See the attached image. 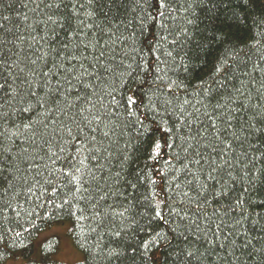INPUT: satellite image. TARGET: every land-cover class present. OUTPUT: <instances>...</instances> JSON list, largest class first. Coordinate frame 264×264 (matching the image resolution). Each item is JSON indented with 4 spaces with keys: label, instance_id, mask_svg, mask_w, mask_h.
<instances>
[{
    "label": "trees",
    "instance_id": "trees-1",
    "mask_svg": "<svg viewBox=\"0 0 264 264\" xmlns=\"http://www.w3.org/2000/svg\"><path fill=\"white\" fill-rule=\"evenodd\" d=\"M74 2L84 7L74 12ZM190 2L167 0L168 7L160 8L158 0H147L146 4L144 0H121L118 12L107 13V9L101 12L97 8L95 17H89L87 13L92 9L87 0H65L66 7L59 15L65 17L66 22L59 39L81 26V20L83 25L92 24L89 39L93 43L98 41V47L91 54L103 51L104 62L115 69L98 86V92L114 91V100L119 101L117 106L111 97L104 96V104L110 106L101 128L111 131L112 135L104 138L102 132L97 133L98 144L107 152L80 155L69 143L64 152L57 153V158L52 153L57 151L55 144L59 137L53 140L52 152L46 147L33 146L32 132L18 127L22 120L28 122L27 114L13 117L15 126L9 122L2 141L12 149L13 167L0 177V236L4 238L0 241V264H5L14 253L22 255L24 264H52L53 260L56 264H68L54 258L60 248V238L56 235L44 240L46 245H51L54 256L47 262L40 257L32 258L39 234L64 223L70 224L68 236L78 251V243H84L93 253H99L90 264H133L131 260H109L106 252L116 246V240L124 246L149 239V220L157 231L168 232L169 228L176 227L174 223L166 226L153 218L156 208L169 219L170 209L178 206L179 201L175 183L183 181V176L175 182L172 179L182 165L174 158L179 149L163 147L162 120L168 121L164 127L176 122L177 104L193 99L195 85L211 75L220 57L229 63L239 60L236 86L240 87L241 81L251 80L245 91L250 89L254 104L258 95H264V0H202L189 8ZM36 4H39L37 11H30ZM0 7L4 9L3 14L11 18L7 25L12 29L6 37L7 46L13 53L19 52L21 58L30 55L28 44L35 33L29 24L46 19V15L52 13L40 0L35 3L0 0ZM24 15L29 17L27 22L23 20ZM189 20H194L195 24H188ZM129 71L134 73L131 80L127 77ZM169 80L181 82L188 88L186 92L175 90L178 100L166 86ZM125 81L127 87L123 86ZM129 95L137 99L138 115L147 116L145 125L152 131L151 136L146 132L138 133L133 119L127 117L123 98ZM151 107L158 111H152ZM153 140L160 141L161 149L159 156L149 159V145ZM253 143L257 147L256 155L264 151V138ZM89 155L95 158H84ZM180 156L182 158L183 153ZM261 166L262 162L258 161L257 167ZM77 167L81 168L80 173H74L82 176L79 183L65 174L74 172ZM116 173H120L119 178ZM128 182L135 184V189L129 187ZM77 188L81 191L77 192ZM240 188L238 182L235 194H240ZM109 190L111 194L100 201L99 195ZM250 199L264 200V184L257 185ZM114 231H120L121 237H114ZM17 232L21 233L19 237ZM253 235L260 237L259 232ZM261 239L264 242V237ZM175 247L176 241H173L172 248H161L153 254L162 264H172ZM135 264H140L139 258Z\"/></svg>",
    "mask_w": 264,
    "mask_h": 264
},
{
    "label": "snow or ice",
    "instance_id": "snow-or-ice-1",
    "mask_svg": "<svg viewBox=\"0 0 264 264\" xmlns=\"http://www.w3.org/2000/svg\"><path fill=\"white\" fill-rule=\"evenodd\" d=\"M87 2L92 9L87 13L89 17H95L97 8L101 12L107 9V13H112L118 12L121 6V0ZM40 3L52 14L29 24L35 35L30 33V55L23 58L7 46L6 37L12 31L7 25L11 18L4 15V9L0 7V129H3L0 131V177L13 167L12 149L2 142L9 122L15 126L13 117L27 114L28 122L22 120L18 127L32 132L33 146L46 147L48 152H52L53 140L59 137L55 144L57 151L52 153L59 158L57 153L64 152L69 143L80 155L107 152L97 142L98 132H102L104 138L112 135L111 131L101 128L110 106L104 104V96L111 97L119 106V101L114 100V91L98 92V86L115 69L104 62L103 51L98 55L91 54L98 47V41L93 43L89 39L94 26L83 25L81 20V26L66 32L64 39H59V32L64 31L66 22V18L59 15L60 10L66 7L65 0H40ZM199 3L202 0H191L189 8ZM158 4L160 8L168 7L167 0H158ZM72 7L76 12L84 6L74 2ZM38 8L39 4H36L30 11L35 12ZM159 14L164 15L163 12ZM28 19L24 15L23 20L27 22ZM188 24H195V21L189 20ZM239 71L238 59L229 63L220 57L211 75L195 85L193 99H184L177 104L174 109L176 122L168 127L163 126L168 124L167 120L161 122L163 147L179 149L174 158L182 167L172 179L175 182L183 176V181L175 183L179 201L178 206L170 209L169 219L166 220L156 208L153 209V218L166 226L174 223L176 227L169 228L168 232L163 229L157 231L149 220L150 238L124 246L116 240V246L106 252L109 260H131L135 264L139 258L140 264H162L153 252L172 248L173 241H176L172 264H264V242L261 239L264 237V200L250 199L257 185L264 184V151L256 155L257 147L253 143L264 138V103L261 102L264 95H258L254 104L250 89L245 91L252 81H241L240 87L236 86ZM133 75V71H129L128 79L131 80ZM123 86H128L127 81ZM166 86L177 100L175 90H188L186 85L173 80H169ZM123 103L125 113L133 119L137 132L151 136L152 131L145 125L147 116L138 115L137 99L129 95L123 98ZM151 110L158 111L155 107ZM160 149V141L153 140L149 145L148 158L159 156ZM84 158L95 157L89 155ZM258 161L262 162L261 167H257ZM80 164L83 166V160ZM80 172L81 168L77 167L74 172L65 174L79 183L82 176L74 173ZM119 176L120 173H116V177ZM238 182L241 188L237 195ZM128 185L133 189L136 187L131 182ZM79 191L81 189L77 188ZM110 194V190L103 192L99 200L105 201ZM96 215L99 216L100 212L97 211ZM255 232H259L260 237L253 235ZM20 235L16 233L17 237ZM112 235L119 238L122 233L114 231ZM3 239L0 236V241ZM78 248L82 255L74 264H90L99 255L98 252L93 253L87 244L78 243ZM35 250L44 262L55 255L51 245H46L43 240L36 241ZM52 264L56 262L53 260Z\"/></svg>",
    "mask_w": 264,
    "mask_h": 264
},
{
    "label": "rangeland",
    "instance_id": "rangeland-1",
    "mask_svg": "<svg viewBox=\"0 0 264 264\" xmlns=\"http://www.w3.org/2000/svg\"><path fill=\"white\" fill-rule=\"evenodd\" d=\"M70 228L69 223H64L63 225H56L49 230H45L39 234L36 241L38 240H46L51 236H58L60 238V248L54 258L60 262L74 264L77 258H79L82 253L78 251L72 244L69 236L68 230ZM36 241L34 245V252L32 258L38 259L39 255L37 254L36 248ZM25 260L23 259L20 253H14L12 258L9 259L5 264H24Z\"/></svg>",
    "mask_w": 264,
    "mask_h": 264
}]
</instances>
